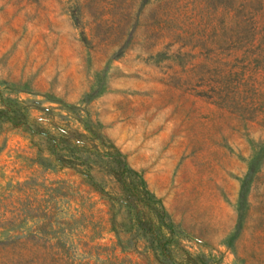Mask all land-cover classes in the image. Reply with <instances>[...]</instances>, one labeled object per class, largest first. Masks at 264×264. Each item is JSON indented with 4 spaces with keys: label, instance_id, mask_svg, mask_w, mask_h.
Listing matches in <instances>:
<instances>
[{
    "label": "rangeland",
    "instance_id": "1",
    "mask_svg": "<svg viewBox=\"0 0 264 264\" xmlns=\"http://www.w3.org/2000/svg\"><path fill=\"white\" fill-rule=\"evenodd\" d=\"M0 264H264V0H0Z\"/></svg>",
    "mask_w": 264,
    "mask_h": 264
},
{
    "label": "trees",
    "instance_id": "2",
    "mask_svg": "<svg viewBox=\"0 0 264 264\" xmlns=\"http://www.w3.org/2000/svg\"><path fill=\"white\" fill-rule=\"evenodd\" d=\"M64 134V133H63ZM109 163V168H110V173L109 175L112 178V182L116 183V184H122L124 188H126V191H124L123 189H121V194H123V196H126L127 199H131L134 193H137L138 197H146L149 195L148 190L146 189V187L144 186L143 181L141 180L140 176L138 173H133L131 172L124 161H122L121 159H114ZM82 165V163H81ZM61 166L65 167L68 166L66 165L62 160H61ZM77 165L74 163L73 165H70V168H73L77 173H79L80 175L83 176L85 182H89L93 185L96 184V179L93 178V176L91 175V171L90 170H84V169H77L76 167ZM89 167V165L87 166ZM141 189H138V188ZM118 189V188H117ZM138 189V190H137ZM105 190V189H103ZM138 191V192H136ZM103 193V191H101ZM108 195V193H105ZM109 196H112L111 194L112 191H109ZM115 198H117V194L114 195ZM119 197V196H118Z\"/></svg>",
    "mask_w": 264,
    "mask_h": 264
}]
</instances>
